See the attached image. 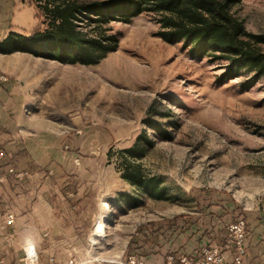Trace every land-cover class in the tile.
Instances as JSON below:
<instances>
[{"label":"rangeland","instance_id":"rangeland-1","mask_svg":"<svg viewBox=\"0 0 264 264\" xmlns=\"http://www.w3.org/2000/svg\"><path fill=\"white\" fill-rule=\"evenodd\" d=\"M231 12L246 31L264 34V0H238ZM156 18L109 22L115 47L90 64L0 53V83L22 109L78 121L82 205L103 214L97 243L78 249V261L109 264L128 235L131 256L156 241L168 254H195L237 219L264 222V78L246 88L247 73L219 82L226 62L164 42ZM42 20L33 0H0V40L44 29ZM127 169L158 181L156 189L131 184ZM211 210L220 222L198 227L208 242L196 247L190 221L200 226Z\"/></svg>","mask_w":264,"mask_h":264},{"label":"crops","instance_id":"crops-1","mask_svg":"<svg viewBox=\"0 0 264 264\" xmlns=\"http://www.w3.org/2000/svg\"><path fill=\"white\" fill-rule=\"evenodd\" d=\"M0 151V174L6 166L28 174L22 179L6 174L0 182V204L14 216L11 226L0 228V263L28 264L27 251L29 255L34 253L35 262L52 258L54 264H94L78 261V249H93L97 243L93 227L103 217L101 211L82 205L87 196L79 192L78 121L68 126L48 116L26 112L0 83ZM248 217L246 253L241 264H264V222ZM220 219L221 214L211 210L203 216L200 226L190 221L194 234L188 242L196 247L205 245L206 237L199 238L195 231L198 227L210 231ZM129 241L128 235L119 255L109 264L125 262L131 256ZM158 244L156 241L151 249L138 244L136 248L141 252L137 251L134 259L142 264H164L168 253ZM221 244L222 239L208 246ZM190 253L189 256L197 255ZM223 264H234L230 252Z\"/></svg>","mask_w":264,"mask_h":264},{"label":"trees","instance_id":"trees-1","mask_svg":"<svg viewBox=\"0 0 264 264\" xmlns=\"http://www.w3.org/2000/svg\"><path fill=\"white\" fill-rule=\"evenodd\" d=\"M45 23L29 35L13 31L0 40V53L20 51L66 64H90L113 50L114 34L105 26L128 22L141 13L157 16V35L166 43H181L195 58L212 56L226 62L219 82L250 76L246 88L264 78V34L251 33L231 12L238 0H33ZM91 25V30L85 27ZM123 177L151 193L158 181L134 170Z\"/></svg>","mask_w":264,"mask_h":264},{"label":"built area","instance_id":"built-area-1","mask_svg":"<svg viewBox=\"0 0 264 264\" xmlns=\"http://www.w3.org/2000/svg\"><path fill=\"white\" fill-rule=\"evenodd\" d=\"M2 79V78H0ZM79 133V131H78ZM0 158H3V153L0 151ZM77 163V158H75ZM79 161V160H78ZM7 175H12L15 178L22 179L27 177V172L24 170H15L13 167L6 166L3 174H0V182ZM14 223V216L0 204V228H6ZM246 222L243 219H237L227 225L222 244L220 246H208L202 248L196 256H189L186 254H168L165 258L164 264H223L227 252L231 253V260L234 264H241L246 253ZM28 264H49L53 263V259L49 258L46 262L36 261L33 259L34 253L29 255ZM1 264V263H0ZM119 264H142L137 262L133 256H129L125 262Z\"/></svg>","mask_w":264,"mask_h":264}]
</instances>
